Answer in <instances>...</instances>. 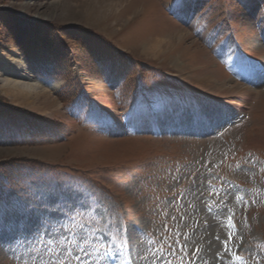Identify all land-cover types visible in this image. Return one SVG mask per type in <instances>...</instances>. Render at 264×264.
Wrapping results in <instances>:
<instances>
[{
	"label": "rangeland",
	"instance_id": "1",
	"mask_svg": "<svg viewBox=\"0 0 264 264\" xmlns=\"http://www.w3.org/2000/svg\"><path fill=\"white\" fill-rule=\"evenodd\" d=\"M154 1L190 52L111 0H0V57L58 84L0 85V176L24 181L0 196V264H264V92L237 113L206 79L264 91V0Z\"/></svg>",
	"mask_w": 264,
	"mask_h": 264
},
{
	"label": "bare ground",
	"instance_id": "2",
	"mask_svg": "<svg viewBox=\"0 0 264 264\" xmlns=\"http://www.w3.org/2000/svg\"><path fill=\"white\" fill-rule=\"evenodd\" d=\"M140 2L142 4H140ZM111 9L117 10L121 12H124V14H127L131 16L130 18L134 21H136L138 18L144 19L145 28L147 30V34L154 33L152 36L156 37L154 40L151 38H146L147 46L151 45L149 42L153 41V46L155 45L158 48V51L161 53H165L167 51L175 52L171 49L176 50V48L179 46L184 47L185 41H187L190 37L188 33H186L177 23L173 22L172 20L169 21L168 19L164 22L167 23L170 27H160L157 30V26H160L156 24L155 20L152 17H148V12H154L157 15H160L162 17L163 13L159 9L157 3H155L154 0H111L110 4ZM182 9L179 10L181 12ZM144 35V34H142ZM141 37V36H139ZM146 43V42H145ZM177 45V46H176ZM200 47V46H199ZM186 49L188 52H190L191 47H187ZM200 49L201 53L205 52L206 55H209L207 51L203 48ZM169 52V53H170ZM0 85L1 88L4 89V91L7 93L8 96L14 97L17 101H29V99L37 101L41 98H47L48 93L51 92L50 90H53L55 87H58V84L55 85H49L45 81L37 80V78L34 77L32 69L30 70L29 66L25 62V58H23L20 55V52L17 48H14L11 50V53L8 57H0ZM206 64V62H204ZM252 66V67H251ZM218 72H220L218 70ZM217 72V75L214 76V78L217 76L219 77V73ZM248 73L249 79H251L252 83L255 81L254 79H261L260 81H264V64H262L259 68L253 67L251 64L250 67L246 70ZM220 78H223L222 72H220ZM213 78L212 76H210ZM210 77H207L208 82H212L214 85L218 87V91L220 94H226L231 95L235 94L234 96H240V94H244V98L242 100V104H239L238 102L229 103L230 106H232V109L237 113L242 112L243 104H246L247 101L251 100L254 96H261L264 92L263 90H259L257 92L256 89H249L242 90L240 88H234V87H225L226 84L224 83H215ZM216 79V78H215ZM219 80V79H218ZM217 80V81H218ZM255 84V83H254ZM264 84V82H263ZM261 84V85H263ZM54 86V87H53ZM3 91V90H2ZM231 93V94H230ZM237 93V94H236ZM238 96V97H239ZM259 98V97H258ZM14 100V99H13ZM235 101V99H234ZM237 101V100H236ZM227 110V109H226ZM224 109L220 110L221 113L228 114L230 112L226 111ZM213 114L216 115L217 110H212Z\"/></svg>",
	"mask_w": 264,
	"mask_h": 264
},
{
	"label": "trees",
	"instance_id": "3",
	"mask_svg": "<svg viewBox=\"0 0 264 264\" xmlns=\"http://www.w3.org/2000/svg\"><path fill=\"white\" fill-rule=\"evenodd\" d=\"M126 73H127V76L125 78V83L123 84V86L121 88H123L125 85H129L130 83V78H131V74H130V71L126 69ZM127 90H131L130 87H127ZM85 93V91H84ZM82 93L81 95H78L72 102L69 103V105H67V107H65L68 111L70 112H73V110H75V106H74V103H78V104H82L83 100H86L84 99L85 97V94ZM62 95L64 96V93H62ZM64 97H68L67 95H65ZM34 124H36L35 122H33ZM31 123V126L34 125ZM60 134L63 136L65 135L66 133L64 131H59ZM31 175L29 176V179L26 178L25 180H34V181H37L39 179V175L42 174V171L40 170H36V169H31V168H27ZM21 171L19 170L17 173L19 174ZM28 177V175H27ZM20 181V180H19ZM18 181V175L15 176V179H11L10 177H6V176H0V196H5V194L3 193V190L5 189H8L9 187H12V186H15L19 183ZM24 181H21L19 185H21Z\"/></svg>",
	"mask_w": 264,
	"mask_h": 264
},
{
	"label": "snow or ice",
	"instance_id": "4",
	"mask_svg": "<svg viewBox=\"0 0 264 264\" xmlns=\"http://www.w3.org/2000/svg\"><path fill=\"white\" fill-rule=\"evenodd\" d=\"M174 3H183V0H174Z\"/></svg>",
	"mask_w": 264,
	"mask_h": 264
}]
</instances>
